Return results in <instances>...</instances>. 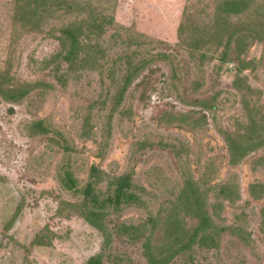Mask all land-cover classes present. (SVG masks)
<instances>
[{
	"label": "rangeland",
	"instance_id": "rangeland-1",
	"mask_svg": "<svg viewBox=\"0 0 264 264\" xmlns=\"http://www.w3.org/2000/svg\"><path fill=\"white\" fill-rule=\"evenodd\" d=\"M89 1L111 14L113 28H117H109L100 41L107 60L105 70L110 59L123 50L121 40L126 29L134 37L141 35L151 40L155 44L152 52L172 50L179 68L175 74L171 61H154L140 90L131 87L109 119V97L115 86L107 70L102 73L82 68L58 81L52 72L54 64H45L58 47L54 34H58L56 27L61 21H51L41 31H17L12 19L13 0H0V70L9 67L10 75L19 83L43 80L50 84L33 89L20 102L0 97V264H86L89 256L99 252H103L104 264H150L148 250L159 252L162 247V239H156L158 234H153L154 242L148 248L144 237L130 240L125 234L118 235L114 225L118 221L133 225L148 222L150 215L159 217L158 211L166 216L188 174L198 182L210 178L207 183L214 186L208 190L211 202L215 201L218 184H238L241 197L233 204L225 201L224 217L232 222L243 216L242 224L252 234L249 244L225 234L217 248L207 250L196 245L195 262L264 264V229L260 228L264 198L252 199L246 191L250 183L264 182V165H254L253 154L231 165L220 131L233 130L238 122L247 119L244 96L233 86L234 63L227 61L216 73L217 57L201 64L184 48L175 49L178 26L184 17L209 20L217 0ZM263 54L264 41H252L245 57L258 60ZM242 75L255 90L245 95L249 106L255 101L264 113V60L253 69H245ZM214 92L216 108L202 111L206 113L205 122L191 118L182 124L164 115L169 110L177 113L193 108L182 98L210 96ZM198 114L197 111L193 116ZM35 119H44L51 127L49 132L31 135L29 123ZM67 162L81 185L87 182L91 165L97 166L104 173L97 184L101 191L106 189L109 177L132 173L142 204L110 211L104 220L106 231H110L107 245L103 233L82 217L67 209L59 210L61 201L80 199L60 184ZM205 172L212 174L204 178ZM15 211L14 220L5 228ZM188 220L185 218L186 225ZM159 222L157 229L162 231ZM46 228L56 235L51 244L33 243L35 235ZM149 232L148 229L145 235ZM181 261L182 257H174L166 264Z\"/></svg>",
	"mask_w": 264,
	"mask_h": 264
},
{
	"label": "trees",
	"instance_id": "trees-1",
	"mask_svg": "<svg viewBox=\"0 0 264 264\" xmlns=\"http://www.w3.org/2000/svg\"><path fill=\"white\" fill-rule=\"evenodd\" d=\"M92 3L89 0H13L12 19L18 26L17 31L20 32L32 29L41 31L42 27L51 21L54 22L56 19L61 21L56 27L58 34H54L58 47L45 65L54 64L52 72L55 79L60 82L66 79V74L70 71L77 72L78 69L90 68L103 73L107 70V75L111 76L112 84L115 86V90L110 92L109 97L111 108L108 118L111 119L113 112L125 99L128 90L131 87L133 90H140L139 85H142L149 75L147 70L152 71L154 61H171L170 64L175 74L174 71L179 67L175 66L176 55L172 50L159 49L152 52L150 50L155 44L151 40L148 41L141 35L134 37L126 29L121 40L124 43L122 44L124 45L123 50L110 59L111 63L105 70L107 60L104 59L105 50L100 41L104 38L106 31L113 28L114 19L111 14L105 13L103 8L92 5ZM72 14L73 17H68ZM211 14L207 21L195 20V17L192 18L190 15L184 17L185 20L181 21L178 26V41L175 49L184 48L201 64L217 57L219 65L216 66V73L227 61L234 63L233 86L244 96L243 108L247 119L238 122L233 130L220 129L228 152V161L231 165H237L253 154L254 159L251 162L257 166L264 165V153L262 152L264 150V113L256 106L255 101L249 106V97L246 98L245 95L255 90L250 87L246 82L247 78L242 75L245 69H253L264 60V54L258 60L245 57L252 41H264V0H217ZM233 17L236 18L233 19ZM54 28L53 26L51 28L52 34ZM144 45L149 47H144ZM179 61L177 59L178 64ZM9 72V67L0 70V97L12 103L20 102L35 88L50 86L43 80L19 83ZM193 91H195L194 87ZM143 96L144 94L140 95L142 99ZM216 97L217 93L214 92L210 96L182 98L183 102L193 108L177 113L175 110H169L165 111L164 115L178 119L182 124L191 118L195 122L200 120L205 122L206 113L202 111L215 109ZM103 102H106V97ZM127 111L130 113V110ZM197 111L198 116H193ZM107 127L109 130V123ZM49 129L51 127L44 119H35L29 123L31 135H43L48 133ZM65 147L69 148L68 145ZM258 151H260L259 154H254ZM176 153L180 154L177 151ZM66 165L60 174V184L66 191L80 196V199L77 202L61 201L62 206L59 210L67 209L70 213L82 217L89 225L103 233L104 244L107 245L110 241V231H106L107 221L104 220L110 211L119 212L123 206L142 204L141 196L136 192L132 173L125 172L112 177L109 175L106 189L101 191L97 188V184L104 173L97 166L91 165L88 180L81 185L70 168V163L67 162ZM203 174L205 178L210 177L212 173ZM208 179L210 178L200 180L202 181L200 185V182L193 180L188 174L184 177L174 206L166 216H161L158 211L159 217L150 215L148 222L144 221L138 225L118 221L114 225L117 234H125L130 240H139L144 237L146 246L150 248L154 242L153 234L156 232L158 234L156 239L158 241L162 239V247L159 252L148 250L146 254L150 264H166L174 257H182L180 264H199L194 260L196 245L207 250L217 248L225 234L237 238L242 244H249L252 234L242 224L243 216L238 217V221L232 222H227L224 217L227 207L225 201L233 204L241 197L239 185L228 182L218 184V190L214 193L215 201L211 202L208 190L214 186L207 183ZM202 186H204L203 189ZM246 191L252 199H263L264 182H252ZM16 213L17 211L5 223V228L11 225ZM260 215V228L264 229V208ZM70 216L66 215L68 218ZM185 218H189L187 225ZM157 221H160L162 231L157 229ZM148 229L150 232L145 235ZM55 237V233L47 229L41 234L37 233L32 242L50 245ZM86 264H104L103 252L89 256Z\"/></svg>",
	"mask_w": 264,
	"mask_h": 264
}]
</instances>
